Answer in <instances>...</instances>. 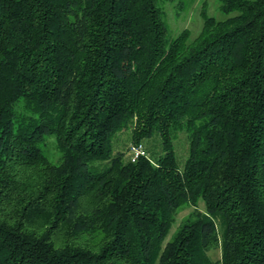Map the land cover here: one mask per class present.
Wrapping results in <instances>:
<instances>
[{"label":"trees","instance_id":"1","mask_svg":"<svg viewBox=\"0 0 264 264\" xmlns=\"http://www.w3.org/2000/svg\"><path fill=\"white\" fill-rule=\"evenodd\" d=\"M160 2L0 0V264H264V0Z\"/></svg>","mask_w":264,"mask_h":264},{"label":"rangeland","instance_id":"2","mask_svg":"<svg viewBox=\"0 0 264 264\" xmlns=\"http://www.w3.org/2000/svg\"><path fill=\"white\" fill-rule=\"evenodd\" d=\"M161 7L165 13V20L168 26V39H175L181 32L188 29L191 32V39H195L202 31L204 18L203 14L215 17L217 20H224L226 16L220 10L219 0H161ZM50 148L52 157H57V152L53 142ZM144 151L146 155H150V151L153 147L148 141L143 143ZM152 147H151V145ZM136 144L131 140V133L127 130L121 132L116 139L115 149L116 152L121 151L126 153V159L132 160V147ZM156 148L160 150L159 142H157ZM178 157L183 161L188 156L189 140L186 132L179 134L178 139L175 141ZM201 210H204L203 204L200 206ZM195 211L194 207L186 205L176 214V221L172 228L171 236L180 228L184 221L190 217ZM221 247L214 248L209 251V255L214 261L221 258Z\"/></svg>","mask_w":264,"mask_h":264},{"label":"built area","instance_id":"3","mask_svg":"<svg viewBox=\"0 0 264 264\" xmlns=\"http://www.w3.org/2000/svg\"><path fill=\"white\" fill-rule=\"evenodd\" d=\"M146 155L142 144L132 147V161L135 162L140 156Z\"/></svg>","mask_w":264,"mask_h":264}]
</instances>
